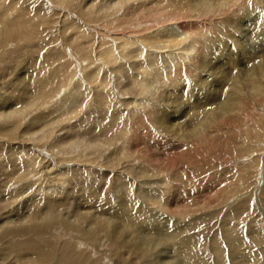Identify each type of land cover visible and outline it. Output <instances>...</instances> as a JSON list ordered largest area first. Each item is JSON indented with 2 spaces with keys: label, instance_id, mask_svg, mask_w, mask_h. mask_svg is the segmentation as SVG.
<instances>
[{
  "label": "bare ground",
  "instance_id": "bare-ground-1",
  "mask_svg": "<svg viewBox=\"0 0 264 264\" xmlns=\"http://www.w3.org/2000/svg\"><path fill=\"white\" fill-rule=\"evenodd\" d=\"M12 1L16 4L12 11H15L17 7L19 13L15 19L2 21L3 23L0 24L1 48H6L9 42L27 41L36 26L48 20V14H50V22L54 24L56 21L59 22L58 20L65 23L68 19L69 22L75 23L71 25H81L75 41L82 40V36L91 39V43L79 48L83 56L74 61L75 65L78 64L75 66L76 70L72 69L71 72L60 76L53 74L51 69L49 80L46 76L51 70L45 71L42 75L39 73L37 76L31 70L30 73H33L35 77L32 83L33 90L27 88L22 90L24 92L22 95L29 96L27 97L29 99L26 100L23 97H18L14 101L0 99V125L13 127L12 131L4 128L6 134L1 136L18 131L26 122L28 113L34 105L50 104L49 108L40 110V113L32 119L30 123L32 128L29 130L35 131L20 137L23 142L31 144L32 150L51 147L50 151L55 156L51 153L49 155L48 152L44 153L50 156L47 159L49 163L45 167V172L48 173L55 166L52 158L57 164L75 162L83 163L88 170L98 168L94 166L101 165L99 156H102L105 150L108 151L107 149L116 148L121 140H125L124 145L121 146V152L127 150L129 153L136 154L132 156V161L128 158L130 162L137 163L138 167L136 166L135 169L141 170L139 174L150 175L151 180H153L152 176L161 175V183L167 184L169 183L168 175L165 173L167 170L162 166L169 163L168 169H174L170 166L174 164L178 153L188 151V147L191 151H202L201 149L208 148L216 137L225 131L228 133L233 130L242 134L241 148L249 150L246 151L249 153L248 156H245L248 160L250 157L262 156V160L250 159L252 161L250 164L240 168L245 170V168L253 167L254 163L260 164V162L264 165V0H85L86 4L79 7L81 11H77L75 15L67 10L69 7L73 11L72 0H11V3ZM25 4L29 6L26 10L23 8ZM36 4L39 7L35 8ZM48 5L53 9L50 13ZM247 9L253 15L251 19L248 18L250 23L245 19ZM244 19L249 28L246 29L245 34L252 41L253 39L261 40L259 42L261 48L258 47L259 53L251 51L252 53L246 55L247 48L244 47L245 50H243L237 39L240 23ZM257 53L261 55L255 56L254 54ZM87 59L88 62H86ZM24 73H26L25 69L22 71V74ZM25 77L26 75L23 79ZM121 79H125L126 82H122ZM112 80L117 82V97L124 98L123 103L120 101V103L116 101L113 103L116 92L111 88ZM76 84L88 89L84 93V96L89 95L86 100L79 98V88L74 91L70 88ZM123 84L126 85L123 86ZM153 88H155V94L153 92L151 94ZM55 99L58 101L48 102ZM91 99L97 118L93 121L88 119L87 122L79 121L65 126L68 121L81 113ZM119 104L127 109L131 108L130 117L135 116L136 119L130 121L129 117H121L117 110ZM46 110L52 112L50 114L57 115L44 118L48 114ZM97 110L100 114H97ZM80 126L84 127V131L80 132ZM61 131L65 134L59 135ZM148 132L154 133L153 139L157 145L162 146L159 149L165 154L157 156L151 151V146L147 145L148 139L145 140L149 137ZM168 138L175 139L176 142L174 140L171 142ZM156 144L154 143L155 146ZM54 148L57 149L56 152ZM125 157L126 155L123 156ZM41 162L43 163L39 157L28 162V173L34 175L31 178L38 176L36 167ZM10 163L14 165L15 161L10 160ZM59 169L55 171V179L58 183H62L60 178L70 174V170ZM164 173L165 176H163ZM128 183L123 184L125 186ZM177 184L174 185L178 186ZM216 184L217 186L211 189V194L209 189L207 197H215L217 201L231 194L230 186L234 184L228 186H224L223 182ZM180 185L178 187L182 188ZM262 187L261 193L264 195V184ZM119 190L122 189L119 188ZM128 190H130L129 187ZM128 190L126 188L122 194L129 196ZM163 190V192L160 191L165 197V199L161 197L165 201L162 204L166 205L170 202L169 190ZM177 191L180 193L179 190H174L170 196L173 193L177 194ZM45 194H48V190ZM64 196H67V193H64ZM102 197L92 187L88 192L84 191L81 201L75 206L74 215L66 212L67 209L61 206H59V213L46 203L35 206L28 197L22 200L23 202L13 211L10 209L6 211L9 205L1 202L0 260L3 259L1 264H17L16 257L19 258L22 255L30 256V259L26 258L24 261L25 264H102L101 260L91 257L88 247L105 238L111 242L114 249L117 246L119 248L117 250H121L126 245L125 248H129V255L139 260L153 257L158 248L160 251L171 250L170 257L167 256L159 262V259L155 258L157 263L152 264L201 263L205 256L204 250L197 249L195 241L184 240L177 245H169L173 239L171 238L173 233L170 232L174 229L170 230L168 222L162 221L163 218L158 217L159 214L157 216L153 212H141L140 209L138 212L134 209L136 212H133L130 203L122 199L120 194L113 197L120 199L118 203H113L112 199L108 203ZM128 198L126 197L127 200L131 199ZM105 203L108 205L105 206ZM22 205L23 209H21ZM33 206L38 207L40 212L43 209L45 211L39 214L30 210ZM178 208L181 206L175 207L177 210ZM237 213L240 215L239 218L238 215L236 216L238 219L245 214L243 211ZM60 214L66 218H60ZM186 214L185 212L184 215ZM12 216L16 218L10 219ZM177 224L175 227L178 226ZM56 229L61 232L62 238L70 236L69 232L75 236L58 241L57 237L52 235ZM249 233L250 237L247 233V235L238 236L236 230L229 233L228 240L230 239L231 242V248L227 249L230 251L229 255L224 248L221 249V241L214 242L215 250L211 254L217 260L215 263L264 264V226L254 225ZM73 238L77 239L73 240ZM250 244H254V248L249 246ZM8 246H12V250L7 252L6 258L3 252L8 249ZM151 254L153 256H150ZM204 258L206 259V256ZM11 261L14 263H10ZM119 264L122 263L119 262Z\"/></svg>",
  "mask_w": 264,
  "mask_h": 264
},
{
  "label": "rangeland",
  "instance_id": "rangeland-1",
  "mask_svg": "<svg viewBox=\"0 0 264 264\" xmlns=\"http://www.w3.org/2000/svg\"><path fill=\"white\" fill-rule=\"evenodd\" d=\"M85 2H86L85 0H72L71 9L73 11H71L69 7H67V10L69 11V13H72L75 15L77 11H81L79 7H83L84 4H86ZM14 5H16L15 1L14 3L12 1L11 3V0H0V24L3 23L2 21H6L10 19L13 20L18 16L19 10L17 7L15 8L16 9L15 11H12L13 7H15ZM28 7H29L28 4H25L23 6L25 10L28 9ZM34 7L36 8L39 6L38 4H36V6ZM249 8L251 10V7ZM48 9H49V13L50 11H53V9L49 7V5H48ZM246 11H248V13L245 19H247L248 23H250L249 19H251V16L253 15L251 11H249V9H247ZM47 19L48 20L45 23H39L36 26L35 30L32 31V35L29 37L27 41L9 42L8 44H6V48L0 47V99L3 98V100H10V101L17 100L18 97L26 98V100L29 99L27 98L29 96L22 95L24 93L22 90L25 88H27L28 90H33L32 83H33V80L35 79L34 77L35 74L36 76L37 74L39 75V73H41L42 75L45 73V71L47 70L50 71L51 69H53V72L52 70L50 72L48 71L49 73H47L48 75L46 76L47 80H49L51 72L56 75L64 76L66 72L69 73L71 72L72 69H75V66L78 64L75 65L74 61L79 60L78 58L83 56L81 53L82 51L79 48L81 46L84 47L87 44L91 43L90 42L91 39L90 40L86 39L84 36H82L83 37L82 40H76V41L74 40L78 36V29L81 27V25L79 24L75 26L71 25L75 23H71V21L69 22L68 19L65 23H62L61 20H58L59 22L56 21L57 24L56 22L54 24V22H50V14H48ZM245 19L243 20L242 23H240L241 29L239 28V34H238L239 37L237 39L239 40L242 46V49L244 47L247 48V50H245V48L243 49L247 52L245 53L244 51L246 55H249L248 53H252L251 51H257L259 53V50L261 48V45L259 42H261V40L253 39L252 41V39L249 38L247 34H245L247 33L246 29L248 28L247 27L248 23L247 22L245 23ZM93 27L96 28L95 26ZM242 28H244L245 30L244 29L242 30ZM241 36H243L244 38ZM257 37L262 38L261 36H257ZM258 53L254 55L257 57L261 55ZM88 61L89 60L87 59L86 62ZM23 69L26 70V73L24 74H22ZM31 70L34 71V75L33 73H30ZM25 75L26 77L25 79H23ZM21 79H23V81L20 82ZM121 81L126 82L125 79H121ZM110 83L112 84L111 88L116 92L113 103H115V101L116 103L119 101L123 103L124 101L122 100H124V98L120 97L119 99V97H117L118 96L117 91H116L117 82L112 80V82ZM124 85L126 84H123V86ZM70 88L73 91L76 90V88L80 89V92H79L80 99L86 100L89 97L88 94L84 96V93H86L88 89H84L83 87H80L77 84L76 86L74 85L70 86ZM70 88H68V90ZM159 88L157 90H159ZM154 89L155 88L152 89L153 91H151V94L153 93L155 94ZM68 90L67 91L65 90V91L68 92ZM93 95L94 94L92 93V97ZM66 96H68V94H66ZM150 99H148L149 102H151ZM125 100L127 99L125 98ZM54 101H58V99H55L52 101L49 100L48 102L52 103ZM92 101L93 100L91 99L90 103L82 109L81 113L76 118L68 121V123H66L65 126L75 124L76 122H79V121L87 122L88 119L92 121L95 120L97 117H96V113H94L93 111L95 107L93 106V103H91ZM47 107L49 108L50 104H47L46 106L45 105L40 106L39 104L34 105L28 113L29 115H28V118L25 120L26 122L21 126V128L18 131L16 130L7 135L1 136L2 134H6L4 128H7L10 131H12L13 127H10L8 125L6 126L0 125V193H1L0 195H2L0 197V203L6 202V204L9 205L6 211L8 209H10V211H13V209L17 208L23 202L22 200L28 197L29 200H31V202L35 206L36 204L43 205L44 203H46L49 207L55 210L56 213L60 212L59 206H61L62 208L67 209L65 210L66 212L74 215L75 206H77L79 201H81L80 199L82 195H84V191L88 192V190L91 187L96 189L99 195L104 197V201H107L108 203L111 201V199L114 200L112 201L113 203L115 202L118 203L120 199L118 198L114 199V198L115 196L120 194L122 196V199H124L126 202L128 201V204L130 203V207L132 206L133 212H136V211L138 212V209H140L139 211L141 212H146V213L153 212L157 214V216L159 214L158 217H161V219L163 218L162 221L166 220L168 222L167 224H168V227H170V230L174 229L172 232H170V233H173L171 237L173 239L171 242H169L170 246L174 244L177 245V243L182 242L184 240L195 241L197 249H200V248L203 249L204 250L203 255L206 256V259L204 258L205 256H203L200 264H204V263L205 264H216L215 262L217 260L214 257V255L211 254L215 250L214 242L221 241L222 242L221 249L224 248V250L227 251L226 253L229 255L230 251L228 250L231 248V242H230V239L228 240V238H230L229 233H231V231L236 230L238 233V236L240 235L243 236V234L244 235L248 234L250 237L249 230H251L254 225L260 224V226L262 225L264 226V202H263L264 195H262L261 193L263 192L262 186L264 184V165L263 163L260 162V164L254 163L255 164L253 166L254 168L253 167L245 168V170L240 168V167H244L247 164H250V161H251L250 159L254 160L255 158H260V160H262L261 159L262 156L258 155V156H255L254 158L250 157V159L248 160V157H245V156H248L249 153L246 151H249V150H244L243 148H241V143L243 142V140L241 139H243V136L242 134L237 133L236 130H233L232 132H228V133H226V131L225 132L223 131L224 132L223 134L215 138L214 142L211 144L212 146L209 145L208 148L205 147L206 149L205 148L201 149L202 151L200 150L191 151L189 149L190 147H188L187 149L188 151L185 150L186 152H180V154L178 153L177 154L178 157L176 156L177 158H175L174 164L170 166L174 169H168L169 163L166 166H162V168H165L167 170V172H165L168 175V179H169L168 180L169 183L167 184L161 183V180H162L160 179L162 178L161 175H159V177L152 176L151 178L153 180H151L150 175L141 176L139 174L140 173L139 171L141 170H139L138 168L135 169L136 166L138 167L137 163L135 164V162L134 163L130 162V160L131 161L133 160L132 156H136V154L134 155L132 152H130L131 153L130 154L129 151L127 150H125V152H121V146L124 145L123 143L125 140H121L116 145V148L112 147L111 149H107L108 151L111 150L110 152L105 150L104 154L102 156H99L100 159L98 160L99 162L101 161L99 163L101 164L100 165L101 167L94 166L98 168H95V169L92 168L88 170L87 167L83 165V163H75V162L71 164L69 162L68 163L61 162L60 163L61 165H60V164H57L55 159L52 158L53 164H55L56 168L55 166H53V169H51L47 173L44 170H46L45 167H47V163H49L47 161V159L50 158L48 154L51 153L53 155V153L50 151L51 147L50 146H49L50 148L45 147V149H42V148L40 149L38 147L39 150H32L30 143L28 144L26 142H23L20 139V137H22L23 135L27 133H31L32 131H35V130H29L32 128L30 123H32L31 122L32 119L40 113V110H44ZM119 107L121 108V110ZM119 107H117V110H119L121 117L123 118L129 117L130 121L131 119H136L135 116L133 118H131L132 116L130 117V112L132 111L131 108L127 109L125 106L123 107L122 104H119ZM50 113L52 112H48V114H46L44 118H47V117L49 118V117H53L57 115V114H50ZM97 114H100L98 110H97ZM44 118H42V120ZM82 126L79 127L80 132L84 131L83 129L85 126L83 128ZM148 133H149L148 134L149 137H147L148 136L147 134H144V136L147 137L145 140L147 141L148 139L150 143L149 145V143L147 142V145L151 146V149H152L151 151L157 156H160V154L161 155L165 154L163 153L162 150H160L161 149L160 147L162 146L157 145L155 142V139H153L154 133L153 132L152 133L148 132ZM62 134L63 135L65 134L64 131L59 132V135H62ZM141 134L142 133H140V135ZM149 138L151 139L149 140ZM168 140L171 142H173L174 140L176 142V140L172 138L170 139L168 138ZM140 143H142V141H140ZM154 143L157 146H155ZM246 143L249 144V142H246ZM236 147L238 148L236 149ZM182 148L185 149V147H182ZM54 149H55L54 151L56 152L57 149L56 148ZM114 149H116L117 151L116 150L113 151ZM45 152H48V154L44 155ZM111 153L113 156L111 155ZM117 155L118 157H116ZM119 155L120 156L122 155V156L119 157ZM125 155L126 157L123 158V156ZM93 156L94 154L92 155V157ZM36 157H39L40 160L43 161V163L41 162L40 165L36 167L38 176L31 178L34 175L31 173H28V170H29L28 162L31 161L32 159H35ZM128 157L130 158V160ZM118 158L119 160L121 158L122 159L119 161ZM10 160H14L15 164L13 165L12 163H10ZM158 163H156V165ZM58 168H60L59 170H63V171H65V169H68V171L70 170L69 171L70 174H67L63 178H60L62 183H58L57 179H55V174H56L55 171L56 169L58 170ZM155 170L157 169L155 168ZM175 171L177 172V174ZM165 173L163 174V176H165ZM191 174H192V177H191ZM53 175L54 177H52ZM131 176H133L135 179ZM22 178H23V181H22ZM215 178L217 181L214 180ZM141 179H144L145 181ZM156 179H158L159 181ZM53 181H55L57 184H55V182ZM151 181H154V182L151 183ZM180 181L182 184L180 183ZM120 182H123L124 184L128 182L129 183L128 185L126 184L124 186V184ZM220 182H223V184L225 183L224 186L234 184L230 186L231 194L230 195L228 194L224 196L223 199H220L217 201L215 197H207L208 193L210 192L209 189L210 190L214 189L217 186L216 183H220ZM121 184L123 185V187ZM174 184H177L178 186L181 184L180 186L182 188H179L178 186H175ZM55 185L57 186L55 187ZM153 186H156L155 188L158 191H156ZM128 187L130 190H128ZM166 187H168L169 189ZM119 188L122 190H119ZM126 188L129 191L128 193L129 196H126L124 193L122 194V191L126 190ZM163 189H165V191L169 190L168 198L170 199L168 200L170 202H167L168 204L166 203V205H163L165 203L164 201L165 197H163L162 196L163 194L161 193L164 191ZM46 190H48V194H45ZM174 190L175 191L179 190L180 193H178L177 191V194L173 193V195L170 196L171 192H174ZM154 191L156 192L154 193ZM184 192L187 194H185ZM64 193H67V196H64ZM156 193L158 194L156 195ZM211 193H212V190L210 194ZM156 196H158V198ZM126 197H129L131 199L128 198L129 200H127ZM161 197L164 199H162ZM155 201L158 204H156ZM183 201L186 203V205ZM108 203H105V206H107ZM179 206H181V208H178V210L175 209V207L177 208ZM142 207H144V209H142ZM23 208L24 207L22 205L21 209ZM182 208L184 209L187 208V209L184 210ZM30 210H34L35 212L39 214L45 211V209H43L42 212H40L38 207H34V206L30 208ZM164 210H171V211H164ZM181 210H183L182 212L184 214L185 212L187 214L186 215H184L183 213L181 214ZM240 211L245 212L244 215H241L242 217L240 218L241 220L238 219L240 215L237 213ZM61 215L62 214L59 215L60 218H66ZM15 218H16L15 216L10 217V219H15ZM175 224H177L179 227L177 225H176L177 227H175ZM181 225L183 226L181 227ZM226 229L231 230V231H228L229 232L228 233ZM226 234L228 236H226ZM52 235L56 236L58 241L62 239L68 240L67 238L72 237V235L75 236L74 234H72V232H69L70 236L67 235L62 238L61 232L57 229ZM74 239H77V238H73V240ZM125 246L123 247L124 249L122 248L121 250H117L119 249L117 248V246L114 249V246L111 244V242L107 241V239L105 238L99 241V243L96 242L93 246L88 247V250L92 254L91 257L93 259L101 260L102 264H119V262L122 264L123 263L126 264V261H127V264H148V263L152 264V263H157L156 259L157 260L159 259L158 260L159 262L161 261V259H164L167 256L168 257L171 256V250L168 251V249H166L167 250L166 251L165 249H163L160 251V248H158L155 251L154 256L152 254L150 255L153 257L145 259L147 261H145L144 259H141V260L134 259L129 255V248L128 247L125 248ZM249 246H252L254 248V244L253 245L250 244ZM241 248L243 247L241 246ZM207 249H208V252H207ZM9 250H12V246H8V249L4 250L3 254L6 258L8 256L7 252ZM205 252L208 254H206ZM157 255L159 256V258H157L158 257ZM4 256H2V258ZM26 258L30 259V256L22 255L19 258L16 257V263L25 264L24 261H26ZM152 260H155V261L151 262ZM2 261L3 259L0 260V264ZM10 263H14V262L11 261Z\"/></svg>",
  "mask_w": 264,
  "mask_h": 264
}]
</instances>
